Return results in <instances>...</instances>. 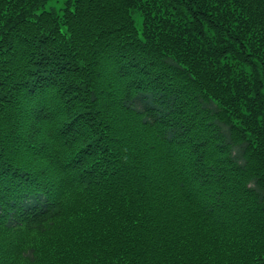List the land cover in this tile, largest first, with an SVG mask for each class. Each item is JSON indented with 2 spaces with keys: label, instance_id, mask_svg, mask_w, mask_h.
I'll return each mask as SVG.
<instances>
[{
  "label": "trees",
  "instance_id": "1",
  "mask_svg": "<svg viewBox=\"0 0 264 264\" xmlns=\"http://www.w3.org/2000/svg\"><path fill=\"white\" fill-rule=\"evenodd\" d=\"M0 264H264V0H0Z\"/></svg>",
  "mask_w": 264,
  "mask_h": 264
}]
</instances>
